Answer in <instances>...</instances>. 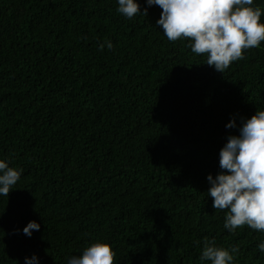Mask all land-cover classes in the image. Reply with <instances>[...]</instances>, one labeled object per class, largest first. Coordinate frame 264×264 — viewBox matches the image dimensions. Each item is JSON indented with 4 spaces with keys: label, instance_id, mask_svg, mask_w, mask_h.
I'll return each instance as SVG.
<instances>
[{
    "label": "trees",
    "instance_id": "16d2710c",
    "mask_svg": "<svg viewBox=\"0 0 264 264\" xmlns=\"http://www.w3.org/2000/svg\"><path fill=\"white\" fill-rule=\"evenodd\" d=\"M137 2L148 15L129 19L118 0H0V159L23 169L0 195V264H68L97 242L114 264H210L205 237L264 264V231L226 229L207 193L264 110V41L219 72Z\"/></svg>",
    "mask_w": 264,
    "mask_h": 264
},
{
    "label": "clouds",
    "instance_id": "9594fccd",
    "mask_svg": "<svg viewBox=\"0 0 264 264\" xmlns=\"http://www.w3.org/2000/svg\"><path fill=\"white\" fill-rule=\"evenodd\" d=\"M149 6L162 9L157 25L169 41L190 40L189 47L196 55H206L209 66L223 72L238 60L245 50L259 47L264 41L262 9L253 7V0H146ZM117 12L129 19L143 13L137 0H118ZM113 47L111 41L100 44ZM227 127H235V121ZM222 171L208 180V196L213 198L216 210H226L224 227L235 232L247 225L264 231V110L257 112L240 128L239 135H231L220 152ZM23 169L10 167L0 159V195L7 196L15 188ZM40 225L31 221L24 233L32 235ZM264 252V242L258 245ZM239 247H218L214 240L204 238L201 261L210 264H234ZM115 253L109 243L97 242L86 247L82 255L72 256L68 264H114ZM25 264H38L34 255L25 258Z\"/></svg>",
    "mask_w": 264,
    "mask_h": 264
}]
</instances>
